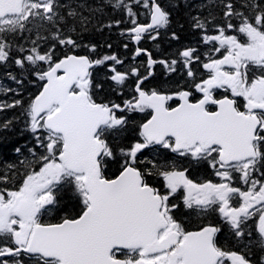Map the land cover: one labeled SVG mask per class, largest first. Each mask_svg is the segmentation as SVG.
Listing matches in <instances>:
<instances>
[{"label": "snow or ice", "instance_id": "6c2138e0", "mask_svg": "<svg viewBox=\"0 0 264 264\" xmlns=\"http://www.w3.org/2000/svg\"><path fill=\"white\" fill-rule=\"evenodd\" d=\"M0 71V264H264V0H0Z\"/></svg>", "mask_w": 264, "mask_h": 264}, {"label": "trees", "instance_id": "16d2710c", "mask_svg": "<svg viewBox=\"0 0 264 264\" xmlns=\"http://www.w3.org/2000/svg\"><path fill=\"white\" fill-rule=\"evenodd\" d=\"M161 2L167 5L169 0H161ZM120 17H121V13L113 12L110 9L106 8L103 19L104 22H107L109 18L119 19ZM141 19L143 20L144 17L142 16ZM174 20H179L180 23H184L183 12L181 13L180 16H176L174 14ZM172 30H177L180 32L181 39L179 42L171 41L169 39V34ZM161 31H162V35L159 41V50H157L154 43L151 41H143L141 43L142 47L148 48L150 50L152 49L154 55H156L157 58H172L178 49L182 48L185 45H190V44L196 45L199 39V37L192 34L186 23L184 25L183 31H180V29L175 23L173 24V28L169 29L167 33H165L164 30ZM91 39H93L94 42H97L101 45H103L105 40H108L113 44V48L111 50L101 47L99 49L100 54H103L106 51H112L122 56L130 55L131 50L133 48V45L130 44L129 51L127 53L125 52V50L122 48L121 45L122 42H126V41H124L123 38L119 36V30L117 29H113L111 32L105 30L103 33H93ZM104 71L105 69H100L98 72L101 78H103ZM156 71H157V80L163 79V77L160 75L161 72L163 71L162 68L157 67ZM2 77H3V72L0 71V78ZM178 77L179 76L175 77V79H180ZM2 82L5 86L15 87V85L7 79H3ZM29 89H30V93L36 91V89L33 88L31 85H29ZM30 93H26V96L29 95ZM14 114L19 116V110H17L16 113L7 112L4 114H0V120H3L5 118H12ZM140 118L141 117L138 115L137 119L139 120ZM31 144H32L31 135L25 130L22 118L17 119L14 126L10 127L9 129L0 130V167H2L4 164L7 163H18L19 159H22L23 157L18 156L14 151V149L16 147H20L26 155L27 147H30Z\"/></svg>", "mask_w": 264, "mask_h": 264}, {"label": "flooded vegetation", "instance_id": "af4514ba", "mask_svg": "<svg viewBox=\"0 0 264 264\" xmlns=\"http://www.w3.org/2000/svg\"><path fill=\"white\" fill-rule=\"evenodd\" d=\"M148 41V40H145ZM180 78V77H178ZM199 179L203 180V179H213V180H217V178L215 176L212 175L211 170H200L197 174ZM213 218H214V214H213ZM221 239L223 240L224 238L221 237Z\"/></svg>", "mask_w": 264, "mask_h": 264}, {"label": "bare ground", "instance_id": "6f19581e", "mask_svg": "<svg viewBox=\"0 0 264 264\" xmlns=\"http://www.w3.org/2000/svg\"><path fill=\"white\" fill-rule=\"evenodd\" d=\"M193 36V35H192ZM198 37V36H197ZM152 50V49H151ZM107 52V51H106ZM102 53V52H101ZM122 56V55H121Z\"/></svg>", "mask_w": 264, "mask_h": 264}]
</instances>
